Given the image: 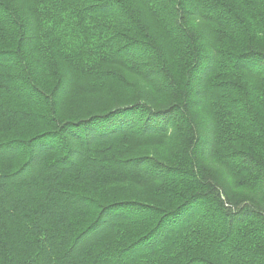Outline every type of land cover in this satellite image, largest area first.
<instances>
[{"label": "trees", "instance_id": "trees-1", "mask_svg": "<svg viewBox=\"0 0 264 264\" xmlns=\"http://www.w3.org/2000/svg\"><path fill=\"white\" fill-rule=\"evenodd\" d=\"M0 264H264V0H0Z\"/></svg>", "mask_w": 264, "mask_h": 264}]
</instances>
